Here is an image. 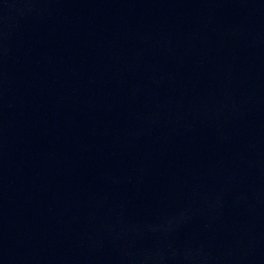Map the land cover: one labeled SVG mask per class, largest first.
<instances>
[{
  "label": "water",
  "instance_id": "95a60500",
  "mask_svg": "<svg viewBox=\"0 0 264 264\" xmlns=\"http://www.w3.org/2000/svg\"><path fill=\"white\" fill-rule=\"evenodd\" d=\"M0 180L172 264H264V0H0Z\"/></svg>",
  "mask_w": 264,
  "mask_h": 264
}]
</instances>
